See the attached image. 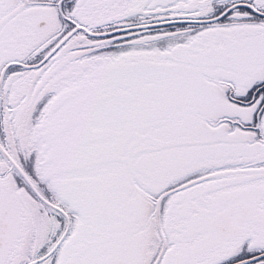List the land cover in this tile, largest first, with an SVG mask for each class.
<instances>
[{
	"label": "snow or ice",
	"instance_id": "1",
	"mask_svg": "<svg viewBox=\"0 0 264 264\" xmlns=\"http://www.w3.org/2000/svg\"><path fill=\"white\" fill-rule=\"evenodd\" d=\"M0 264H264V0H0Z\"/></svg>",
	"mask_w": 264,
	"mask_h": 264
}]
</instances>
